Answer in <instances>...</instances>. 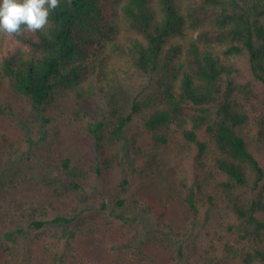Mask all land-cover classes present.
Here are the masks:
<instances>
[{
  "label": "trees",
  "instance_id": "1",
  "mask_svg": "<svg viewBox=\"0 0 264 264\" xmlns=\"http://www.w3.org/2000/svg\"><path fill=\"white\" fill-rule=\"evenodd\" d=\"M4 161L0 264H163L165 239L168 264H264V0H60L0 36Z\"/></svg>",
  "mask_w": 264,
  "mask_h": 264
},
{
  "label": "rangeland",
  "instance_id": "2",
  "mask_svg": "<svg viewBox=\"0 0 264 264\" xmlns=\"http://www.w3.org/2000/svg\"><path fill=\"white\" fill-rule=\"evenodd\" d=\"M3 98L15 102L17 101L12 94H10L9 91L4 90L3 92ZM2 128L4 131H11L14 134H16V128L14 127L12 123V119L8 116L6 118L2 119ZM67 152L68 153H76L75 148L73 144H69L67 146ZM5 160V159H4ZM8 166V163L6 161L3 162V165L0 167V173L1 174H8L10 171L6 167ZM38 176V173L35 174V177ZM34 176H31L30 178H25V184L23 187L21 186L20 193L28 195L30 193V190L34 192L35 187L30 182L31 178H35ZM156 181V180H155ZM148 184L152 185L151 187L142 188L140 195L147 199L149 203H151L154 207L157 209L164 211L166 213L167 218L172 221L176 226H182L187 217V207L180 199H173L172 196H176V192H172L167 189L166 185L159 188H156L154 181L148 180ZM157 182V181H156ZM141 187H137V192ZM1 212V211H0ZM143 219L144 223H147V225L154 224L153 216L149 217L147 216V213H140ZM146 219V222H145ZM115 235H118L119 232L114 233ZM149 238H152L151 235L147 234ZM154 237V235H153ZM145 239H146V230H145ZM148 248H152L154 251V255H158L157 257L163 262V264L169 263V255H170V249H171V241L168 239H165L163 241H152L151 245H147ZM103 247V246H102ZM33 249L37 250V247H34ZM102 253V249H98L97 254H95L96 261L100 258ZM100 264V261L99 263Z\"/></svg>",
  "mask_w": 264,
  "mask_h": 264
},
{
  "label": "clouds",
  "instance_id": "3",
  "mask_svg": "<svg viewBox=\"0 0 264 264\" xmlns=\"http://www.w3.org/2000/svg\"><path fill=\"white\" fill-rule=\"evenodd\" d=\"M60 0H0V36L42 32Z\"/></svg>",
  "mask_w": 264,
  "mask_h": 264
}]
</instances>
